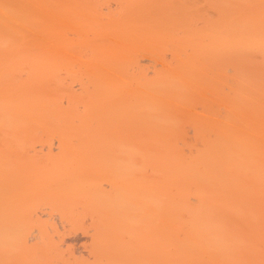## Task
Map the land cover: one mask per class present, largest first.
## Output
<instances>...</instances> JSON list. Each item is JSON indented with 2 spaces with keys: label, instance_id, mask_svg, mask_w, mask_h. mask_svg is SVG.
Listing matches in <instances>:
<instances>
[{
  "label": "bare ground",
  "instance_id": "bare-ground-1",
  "mask_svg": "<svg viewBox=\"0 0 264 264\" xmlns=\"http://www.w3.org/2000/svg\"><path fill=\"white\" fill-rule=\"evenodd\" d=\"M0 264H264V0H0Z\"/></svg>",
  "mask_w": 264,
  "mask_h": 264
}]
</instances>
